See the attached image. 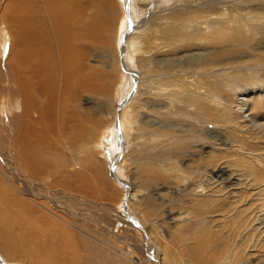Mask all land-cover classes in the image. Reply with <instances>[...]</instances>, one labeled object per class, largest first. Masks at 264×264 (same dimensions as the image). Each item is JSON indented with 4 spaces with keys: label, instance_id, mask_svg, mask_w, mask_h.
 <instances>
[{
    "label": "rangeland",
    "instance_id": "1",
    "mask_svg": "<svg viewBox=\"0 0 264 264\" xmlns=\"http://www.w3.org/2000/svg\"><path fill=\"white\" fill-rule=\"evenodd\" d=\"M89 1L93 15L101 6ZM113 2L108 41H92L83 62V77L97 85L104 78L109 89L99 94L88 83L78 107L70 102L85 134L48 123L23 134L36 144L35 169L6 129L22 111L10 96L14 83L0 79V264H124L131 254L141 264H264V107L244 113L253 97L264 101V30L253 29L257 39L241 47L220 26L225 14L243 23L263 16L264 0ZM8 4L0 0V69L10 75ZM206 17L221 23L204 25ZM175 19L183 36L156 32ZM210 50L218 57L206 71L195 63ZM197 79H211L214 90L198 96ZM190 92L195 105L185 101Z\"/></svg>",
    "mask_w": 264,
    "mask_h": 264
},
{
    "label": "bare ground",
    "instance_id": "2",
    "mask_svg": "<svg viewBox=\"0 0 264 264\" xmlns=\"http://www.w3.org/2000/svg\"><path fill=\"white\" fill-rule=\"evenodd\" d=\"M84 1L82 2V0H10V5L8 4V6H10V10L8 8L10 14L8 17L7 25L9 26L10 32L14 37L13 40L14 43L12 42L11 45V50H10L11 52L10 55H8L10 61L7 62V66L11 67L12 71L11 74L9 75L6 73L5 67L2 68L4 70L0 69L1 70L0 79L4 78L3 76H6L5 78L6 79L8 78V81L10 83L11 82L14 83V87L12 89L13 92L10 91L12 93V95L10 94V96L11 98L12 97L16 99L18 98V101L20 98V103H21L20 110L22 112H19L17 115L14 114V119L17 125L13 123L14 126H12L11 123L14 121L10 120L7 123L8 124L7 128L6 127L5 128L7 130H11V132H13V135L17 136L14 141L15 146L17 147L16 149L19 150L20 156L24 160V164L29 168L35 169L41 163V160H38V157L35 154L34 146L36 147V144L35 143L32 144V139H29L28 137L23 138L24 135L27 136L28 132L30 131L32 133L35 132L33 127L34 123H41L42 125L45 124L44 127H46V123H48L49 128L53 130L54 129L60 130L61 128H63L64 130L68 129V131H71L74 134H80V133L85 134V132H83V128H80V125L79 126L76 125L77 123H75L74 120V113H72L73 117H71V113L69 114L68 109L70 108L69 107L70 102L71 103L74 102V104H72L71 107L74 105L78 107V103L81 102L80 99L82 93L87 88L85 85H87L88 83H90L89 86L91 87V89H94L95 92L99 94H102L107 89H109V87H107L104 82L105 81L104 78L103 79L101 78L102 85H97L96 83H91V81L89 82L87 78L85 79V77H83L85 76V70L88 69V66H86V64L84 66L83 62L86 60L88 56L87 46L89 44L92 45V41L94 43L98 42L101 44L107 43L108 41L107 32L112 30L113 21L115 18V14L113 12L114 2L113 0H91L92 3H97L98 5L101 6L100 9H96L95 13L91 15L92 13H89L88 9L86 12L88 3ZM88 2L90 1L88 0ZM216 6H217L216 3L212 4V2H206L205 8L207 10H210L215 8ZM109 7L110 8L113 7L112 10H110ZM104 16L108 17L110 21H103L102 19ZM86 17H88L89 19ZM180 20L181 19H175L173 20V22H170L168 28H165L163 30L158 28L156 29V32L160 33L161 36L170 37L171 39L172 38L175 39L179 35L183 36L182 27L184 25L181 23ZM220 20L223 21V24H220V26L223 29L230 30V32H236L238 34L235 37H231V39H229L228 42L232 44L234 41L235 43H237V45L241 47L249 45L250 42L253 40V38L257 39V37L253 35L254 34L253 29L264 30V15L259 17L255 15L250 16L248 20L247 19L245 20V23L242 22L243 18L241 16L239 17L236 14L234 15L225 14V17L221 18ZM220 20H217L216 18H212V17L209 18L206 17L205 22H203V24L205 25V23L207 24L211 22L214 23V21L218 23ZM0 21L2 22L1 17H0ZM204 25H198V27H196L195 29L197 30L199 27H203ZM208 27L206 26V29ZM93 29L96 30V32L94 33H98L99 29L101 30V32L97 35H92L91 32H93ZM208 29L211 30V28ZM145 31H147V29ZM153 32H154L153 30L149 29L147 32H144V34H146V36H150ZM214 32H215L214 29H212L211 33ZM153 34L156 33L154 32ZM221 34H223V32H221ZM132 37L129 40V45L137 46L138 43L135 41V38ZM262 38L264 39V32H262ZM88 39H90V42L87 43L86 45ZM3 55L2 53L0 54V56ZM206 56L209 57L206 61L203 62L201 59V61L204 63V64L202 63L203 65L200 64L201 62L200 60H198L199 58L197 59L195 65H197L199 68L200 67L204 68L207 71L209 66L206 64L212 63L213 59L217 60L216 57L218 56L212 50L208 51L205 57ZM0 66H2V62L0 63ZM198 80L199 79H197V81ZM111 81L113 80L110 79L109 82ZM195 83H198L196 85L197 86L196 93L198 94V96L201 95L202 93L201 90L204 88H206L208 94L209 92H212L214 90L211 79L210 81L205 80V82H203L202 80H200L198 82H194V84ZM163 85H165L164 82ZM7 92H8V88H7ZM196 93L190 92L188 94L189 99L185 101L195 105L197 101L200 100V98L197 97ZM10 96L7 95L6 97L9 98ZM12 102L15 101L12 100ZM241 104L242 107L244 105L247 106L245 102H242ZM7 105L8 103L6 101V106ZM262 107H264L263 99H261L260 97H253L251 100V105H249V107H246L244 109V113L245 115L247 114V116H251L252 113L257 114ZM79 111H80V116L83 117L85 113L83 114V110H81L80 108ZM32 115H36L38 117L34 118ZM255 117L256 116L254 115V117L252 118L256 120ZM81 120L82 119H80V122ZM7 130H5V132ZM45 132L48 131L46 130ZM59 133L61 132L59 131ZM35 137L33 138L35 139ZM66 140L67 138L63 140L62 143L67 146ZM10 141L13 142V139ZM56 149H58V147ZM59 153L58 156H60ZM252 169L256 171L254 167H252ZM53 172L52 174H54ZM27 205L25 204V208ZM31 206L29 205V207ZM32 208H30V210ZM22 209L24 210V208ZM24 220L26 219L24 218ZM101 250L102 249L98 247H94L95 252H100ZM124 251L126 255L129 253V251H127L126 249ZM217 254H219L217 257L221 258L222 252L215 251L213 255L216 256ZM164 255L166 254L164 253ZM124 264H141V263H139V261L136 260V257L131 254L129 256V260L124 261Z\"/></svg>",
    "mask_w": 264,
    "mask_h": 264
},
{
    "label": "water",
    "instance_id": "3",
    "mask_svg": "<svg viewBox=\"0 0 264 264\" xmlns=\"http://www.w3.org/2000/svg\"><path fill=\"white\" fill-rule=\"evenodd\" d=\"M128 29H129V28H128ZM128 29H127V30H128ZM115 165H116V163H115V161H114V162L112 163V165H111V171H112V172H114V170H115Z\"/></svg>",
    "mask_w": 264,
    "mask_h": 264
}]
</instances>
